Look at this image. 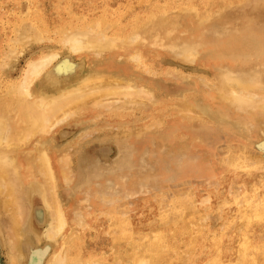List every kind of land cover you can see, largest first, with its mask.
<instances>
[{
    "label": "bare ground",
    "instance_id": "6f19581e",
    "mask_svg": "<svg viewBox=\"0 0 264 264\" xmlns=\"http://www.w3.org/2000/svg\"><path fill=\"white\" fill-rule=\"evenodd\" d=\"M169 8L159 6L152 12L138 14L124 28L118 20L107 16L90 22L74 11L65 21L61 19L52 26L44 22L39 12L33 16V21L39 24L37 28L27 29L29 22L24 20L16 26L17 40L25 46L50 41L51 29L55 30L56 38L52 47L43 49L38 57L27 62L21 79L8 80L2 85L0 78V246L7 249L8 264H27L33 249L43 246H47L45 264H168L173 259L170 248L182 252L181 247L187 249L191 264H264V244L259 245L260 231H264V151L247 155L243 151L231 152L227 157L229 170L222 177L223 193H213L206 200L213 212H224V229L216 225L214 213L202 216L193 191L183 192L184 197L176 196L172 212L159 199L142 203L139 207L142 220L130 215L127 208H104L99 202L94 203L96 212L81 218L77 213L80 210L66 205L59 192L61 181L65 184L72 181L68 172L71 149L86 138H91L90 142L101 140L86 129L87 124L109 109L107 105L115 102L108 103L106 98L129 99L139 94L136 80L130 74L134 73L133 65L135 69L140 67L135 61L142 60L145 52L148 53L146 49L183 48L174 50L178 51L176 57L187 62H204L210 69L200 77L208 73L217 77L208 85L212 93L200 103L195 93L203 78L200 83L189 82L181 70L170 69L165 73L166 79H179L186 86L179 96V112L184 117L194 113L231 121L242 113L245 115L237 125L244 128L247 116L261 113L259 122L263 123L262 78L241 73L253 67L250 64L253 54L264 55V37L249 31L229 40L209 41L205 33L199 32L201 22L207 20L191 4L174 7L175 13ZM200 46H204L202 50ZM62 54L71 57L57 60ZM75 56L80 58L77 63ZM96 62L112 66L125 63L129 67L118 72L117 66L112 73L104 75L93 69ZM2 63L9 65L2 60L0 66ZM70 123L82 127L81 139L79 136L72 143L57 147V131ZM258 132L256 138L247 141L249 144L243 142L244 148H252L253 144L258 149L264 147V125ZM125 155L124 151L122 156ZM120 162L121 165L116 162L118 170L127 164ZM88 179L83 183H88ZM235 185H241L238 188H242V193L235 191ZM84 199H79V203ZM198 222L204 223L203 229L197 227ZM42 223L45 226L40 231L36 225ZM90 231L95 232L93 237L88 235ZM193 231L199 235L196 239ZM185 236L191 238L187 241Z\"/></svg>",
    "mask_w": 264,
    "mask_h": 264
},
{
    "label": "rangeland",
    "instance_id": "374dc122",
    "mask_svg": "<svg viewBox=\"0 0 264 264\" xmlns=\"http://www.w3.org/2000/svg\"><path fill=\"white\" fill-rule=\"evenodd\" d=\"M188 4H191V7L198 10L206 18L207 22L200 21L199 32L205 33V38L209 41L229 40L238 34L246 35L249 31L261 34V38L264 37V0H0V61L9 63L8 66L5 63L0 66L1 83L4 85L8 80L21 79L22 74L27 69V62L38 57L43 49L52 47L54 43L56 32L54 33L55 30L53 29L48 33L51 40L46 43L36 42L25 46L17 40L19 35L16 32V26L23 20L24 22H31L30 25L27 23V29L32 31L33 28H37L39 24L33 21L36 12L41 14V18H44V22H48L49 26L61 22V19L65 21L74 11L76 15L86 17V20L90 22L107 16L110 20H118L117 23L120 24L121 28H124L130 25V20L136 15L152 12L155 7H170L172 13H175L174 7L187 6ZM195 9L194 11H196ZM203 47L198 48L202 50ZM175 49L174 47L166 49L167 51L159 47L146 49L148 53L145 52L142 60L140 58V60L135 61L140 67L135 69L133 65L132 71L134 73L130 74L136 80L137 87L140 89L139 94L129 99L126 97L120 100L117 97L106 98L108 103L115 102L107 105L109 109L106 108L104 113L93 123L87 124L86 129L90 133L93 132L92 136H97L101 140L90 142L91 138H86L71 149L70 157L72 160L68 165L70 167L68 172L71 174L72 181L69 184L61 181L59 192L66 205L76 206L78 211L80 210L77 212L80 214L79 217L82 218L96 212L94 203L99 202L100 206L104 208H114V206L127 208L130 215H137L138 219L142 220V212L139 211L142 203L159 199L165 205L164 208L172 212L174 200L177 199L176 196L184 197L186 191H193L198 206L202 209V216L205 217L214 213L215 220L214 218L213 220L218 222L216 225H221L224 229V212H213L209 208L210 202L206 200L213 193H223L222 177L229 170L227 157L231 152L243 151L242 154L247 155L248 152L249 154L252 152L258 154L264 151L263 146L262 149H258L256 144H253L252 148L249 147L250 149L244 148L247 141H252L249 140L250 138H256L260 133L258 130L263 127L264 121L261 123L259 120L263 114L257 113L255 116H247L244 128L237 125L242 116L245 115L242 113H240V118L238 116L233 117L231 121H229L230 119L221 121L217 116L205 114L200 117L194 113L184 117L179 112L181 111L179 105L181 97L179 96L186 86L179 79H166L165 73L170 69L181 70L186 77H189L187 79L189 82L200 83V79L203 78L195 93V98L200 103L207 98L208 93H212L208 85L212 84L211 82L217 77L213 74L211 76L209 73L205 77H200L204 76L202 74H205L206 69H210V66L204 62L203 64L197 61L187 62L185 58L183 60V58L176 57L175 54L178 55L177 50L180 47L176 50L177 53H175ZM11 51L15 52L11 53ZM259 56L253 54V59L249 58L253 67L241 74L253 78L261 77L263 83L260 88L264 89V55ZM70 57V55L62 54L57 60L65 61L69 60ZM75 58V63L80 61L78 56ZM138 61L142 64L140 65ZM117 66H119L118 72H120L126 64L117 62L116 66H112L104 62H96L93 69L108 75ZM128 67L126 66V70ZM143 89H147V91ZM263 96L264 91L261 97ZM255 97L258 98V96ZM115 105L118 107L114 108ZM71 123L57 131L55 136L57 147L72 143L82 133V127ZM150 126L153 127L150 128ZM138 131L141 132L138 133ZM124 132L125 134H123ZM121 142L127 143L128 146L132 145L131 150L124 145L126 146L125 150ZM119 144H121L120 148H123L127 154L124 156L125 158L130 153L127 150L132 151L131 156L128 157L130 164L128 158L122 160L124 151H122L123 154L119 153L121 152V149L118 150ZM247 144L249 143L247 142ZM242 157L247 159L246 156ZM120 161L129 165L126 164V167L122 165L118 170L119 167L117 168L116 162L121 165ZM99 168L101 169L98 170ZM110 168H113L114 171ZM97 173L102 175L98 176ZM87 177L89 181L85 183ZM111 180L112 183L110 184ZM83 181L85 182L83 183ZM79 182H82L85 188L80 187L81 183ZM240 186L235 185V191L242 193V188H238ZM99 193L102 195L101 197ZM79 199L88 200L87 203L84 201L79 203ZM106 201L109 203H105ZM39 202L38 199L35 200L37 206ZM231 209L233 210V208ZM231 213L234 212L231 211ZM169 215L173 214L170 213ZM169 217L173 218V216ZM195 224L203 229V222ZM44 226L43 223L36 225L40 231H43ZM202 229L201 231L204 232ZM94 234V231L88 232L90 237H93ZM259 235H261L260 238L258 237L259 245L264 244V231H260ZM193 236V239L199 236L197 231H193ZM184 238L188 241L191 237L185 236ZM90 245L91 241L88 239L86 247L89 249ZM170 250L173 259L168 264H191L186 248L181 247L182 252L173 248ZM46 251L47 246L33 249L31 261H28L27 264H45L44 254ZM8 260L7 249L0 246V264H8Z\"/></svg>",
    "mask_w": 264,
    "mask_h": 264
}]
</instances>
